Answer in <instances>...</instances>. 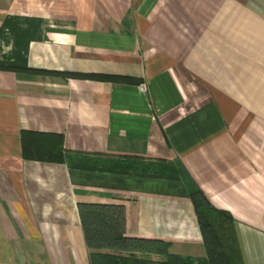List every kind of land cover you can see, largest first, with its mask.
Listing matches in <instances>:
<instances>
[{"label": "crops", "instance_id": "crops-1", "mask_svg": "<svg viewBox=\"0 0 264 264\" xmlns=\"http://www.w3.org/2000/svg\"><path fill=\"white\" fill-rule=\"evenodd\" d=\"M194 185L264 264V0H0V264H90L79 200L202 257Z\"/></svg>", "mask_w": 264, "mask_h": 264}, {"label": "trees", "instance_id": "trees-1", "mask_svg": "<svg viewBox=\"0 0 264 264\" xmlns=\"http://www.w3.org/2000/svg\"><path fill=\"white\" fill-rule=\"evenodd\" d=\"M53 157L61 159L59 150ZM154 166L156 177H177V171L170 163L162 168L156 161ZM164 168L170 171L167 173ZM187 193L194 208L204 256L170 255L164 240L126 235L121 202L79 200L76 201L77 214L83 239L91 249L90 264H243L231 214L210 204L196 185ZM149 252L163 254V257L151 261L146 255Z\"/></svg>", "mask_w": 264, "mask_h": 264}, {"label": "built area", "instance_id": "built-area-1", "mask_svg": "<svg viewBox=\"0 0 264 264\" xmlns=\"http://www.w3.org/2000/svg\"><path fill=\"white\" fill-rule=\"evenodd\" d=\"M136 88L140 91V92H143V93H146V85H145V82L144 81H138L136 83Z\"/></svg>", "mask_w": 264, "mask_h": 264}]
</instances>
